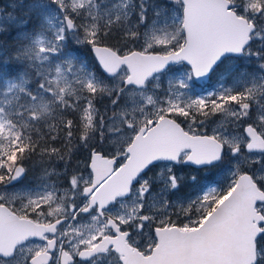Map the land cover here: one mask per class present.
Returning a JSON list of instances; mask_svg holds the SVG:
<instances>
[{
    "label": "snow or ice",
    "instance_id": "obj_1",
    "mask_svg": "<svg viewBox=\"0 0 264 264\" xmlns=\"http://www.w3.org/2000/svg\"><path fill=\"white\" fill-rule=\"evenodd\" d=\"M11 7L0 12V35L15 33L0 44V264H264V0ZM74 127L87 163L60 184L46 158L65 156L47 141L71 143ZM27 161L39 182L15 191Z\"/></svg>",
    "mask_w": 264,
    "mask_h": 264
},
{
    "label": "rangeland",
    "instance_id": "obj_2",
    "mask_svg": "<svg viewBox=\"0 0 264 264\" xmlns=\"http://www.w3.org/2000/svg\"><path fill=\"white\" fill-rule=\"evenodd\" d=\"M16 2V0H0V12H2L3 15H7L9 12H12V7L13 3ZM7 5V6H6ZM30 30V29H29ZM14 33V32H13ZM9 34V33H7ZM15 36V33H14ZM1 44V43H0ZM76 46V45H74ZM80 47V53H74L78 54L82 59H87L88 61H91V58L88 56V50L84 48L83 46H78ZM73 54V55H74ZM251 70V69H250ZM30 82L32 83V86H35L36 80L35 77L31 78L29 77ZM35 79V81H34ZM215 83V82H214ZM97 108L100 110V113L102 115H107L111 116L112 113L110 110L111 109V104L110 101L105 99L102 103L97 105ZM73 116V119H75L74 123H78V114L76 113H70ZM255 118V115L253 114V119ZM213 119H219V117H213ZM250 122V121H249ZM65 136V134H64ZM78 136L79 132L76 129L74 132V137L71 141V146H69L67 143L63 142V147L61 149L62 154L65 156V160L61 161L58 157H52L50 160L46 158V164L45 166L49 168V171H55L60 175V178L58 180V183L64 184L65 183V177L70 176L71 174L75 173L77 169L83 170L87 161L85 157L87 156L86 151H81L78 150ZM53 145V143H52ZM51 145V146H52ZM68 148V149H67ZM68 152V153H67ZM66 153V154H64ZM28 170V169H27ZM37 168L35 166H31L30 169L27 171L26 177L17 184V188L15 191H25L29 187L35 186L39 182V175L36 174ZM182 175L184 173H181ZM201 176L205 177V179L202 181L203 183H209L213 180L220 181L221 184L224 182V176L223 175H215L214 173H201ZM52 179L54 181L57 180L56 176H53ZM196 189L189 187L186 189L188 193H193L195 192ZM175 219V217H173ZM82 223H87L86 220L82 221Z\"/></svg>",
    "mask_w": 264,
    "mask_h": 264
},
{
    "label": "trees",
    "instance_id": "obj_3",
    "mask_svg": "<svg viewBox=\"0 0 264 264\" xmlns=\"http://www.w3.org/2000/svg\"><path fill=\"white\" fill-rule=\"evenodd\" d=\"M5 37V38H4ZM15 42V36H14V33L13 32H9V34H7V33H5V34H3V35H0V43L1 44H6V45H8V46H11L13 43ZM109 43H116V41L115 40H112V41H109ZM74 47H78V46H74ZM80 48V47H79ZM81 49V48H80ZM74 53H80V51L79 52H74ZM73 53V54H74ZM77 54V55H78ZM74 55H76V54H74ZM89 56V55H88ZM90 58H91V60H92V57L91 56H89ZM31 78H33V76H31ZM35 79H36V77H35ZM35 79H34V81H35ZM32 84V83H31ZM67 119H73V116L69 113L68 115H67V117H66ZM74 121H75V119H73ZM44 131H47V129H46V127H45V129H44ZM73 131L75 132L76 131V128L74 127V129H73ZM48 143H50L51 145H52V143H53V145L52 146H54V147H57V148H59V149H62V148H64L63 147V142H65V136H64V133L63 132H60L59 133V135H58V138H57V140L56 141H47ZM66 143V142H65ZM69 146H71V143H67ZM35 159V158H34ZM31 166H35L36 168H37V172H38V174H40L41 173V168H40V165H39V163H34L33 161H27V162H25V167H26V169H30V167ZM27 175V174H26Z\"/></svg>",
    "mask_w": 264,
    "mask_h": 264
},
{
    "label": "bare ground",
    "instance_id": "obj_4",
    "mask_svg": "<svg viewBox=\"0 0 264 264\" xmlns=\"http://www.w3.org/2000/svg\"><path fill=\"white\" fill-rule=\"evenodd\" d=\"M6 6H7V5H6ZM4 38H5V37H4ZM67 149H68V148H67ZM67 153H68V152H67ZM64 154H66V153H64ZM36 174H38V173H36ZM25 177H26V176H25ZM23 179H24V177L22 178V180H23ZM22 180H21V181H22Z\"/></svg>",
    "mask_w": 264,
    "mask_h": 264
}]
</instances>
